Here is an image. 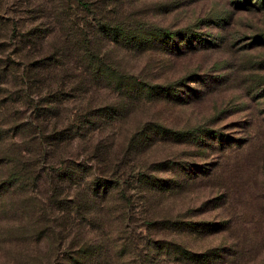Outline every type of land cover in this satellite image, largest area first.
<instances>
[{
  "label": "rangeland",
  "instance_id": "1",
  "mask_svg": "<svg viewBox=\"0 0 264 264\" xmlns=\"http://www.w3.org/2000/svg\"><path fill=\"white\" fill-rule=\"evenodd\" d=\"M260 3L0 0V264H264Z\"/></svg>",
  "mask_w": 264,
  "mask_h": 264
},
{
  "label": "trees",
  "instance_id": "2",
  "mask_svg": "<svg viewBox=\"0 0 264 264\" xmlns=\"http://www.w3.org/2000/svg\"><path fill=\"white\" fill-rule=\"evenodd\" d=\"M264 7V0H261L260 3V8ZM242 10H246L247 9L245 7H243ZM124 34H121V36H123ZM182 36V35H181ZM166 38H169V34L166 35ZM182 38V40H184L186 37H180ZM171 40V38H170ZM199 44V46L204 47L203 43H200V41H197ZM186 44H188V48L187 47H178L176 45H173L171 43H169L166 46V52L167 54H173V55H177L178 53L182 52V48H185L187 50H191L192 49V44L191 42L186 41ZM181 48V49H180ZM160 89L162 93H168V90H166V87H152V89L149 90H153L152 92L154 93L156 91V89ZM164 131V130H163ZM155 134H158L157 132H155ZM161 134H163V132H161ZM163 136H166V134H164ZM177 136V135H176ZM176 136H174V138H177ZM220 136V135H219ZM217 138V137H215ZM71 175L70 174H64L63 179L67 180L70 179ZM20 177L16 178L15 174H12L11 176L8 177L7 181H5L4 183H0V197L1 196H14V195H18V193H20V190H22V187H13V186H19L20 185ZM154 183H151L150 186L152 187L149 190H153V189H157L159 190V185L155 184V181H151ZM95 189H97L98 191H102L101 196L95 195L96 197H102L104 198L105 194L107 193L108 190H105L104 187H95ZM105 190V191H104ZM161 190V189H160ZM202 224L199 223H181V222H177V221H162V223L159 225V227L161 229L164 230H169V231H175V232H190V233H201L203 230H206L208 227H201ZM179 246V245H178ZM181 247V246H180ZM185 249V248H184ZM178 255L181 257V259L186 263V264H209L210 263V259L211 256H213V261L216 260L218 258L217 255V250H210L209 252H206L204 254H194L191 252H186L184 250H179L178 251Z\"/></svg>",
  "mask_w": 264,
  "mask_h": 264
}]
</instances>
